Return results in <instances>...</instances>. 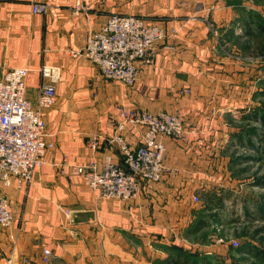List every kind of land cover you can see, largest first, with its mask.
<instances>
[{
    "label": "crops",
    "instance_id": "obj_1",
    "mask_svg": "<svg viewBox=\"0 0 264 264\" xmlns=\"http://www.w3.org/2000/svg\"><path fill=\"white\" fill-rule=\"evenodd\" d=\"M36 2L48 12L34 15ZM79 3L91 12H75ZM258 8L254 0H0V78L30 69L26 95L36 106L40 70L61 71L57 104L44 112L54 148L31 183L2 190L15 222L0 227V264H43L44 249L52 252L50 264H146L138 252L183 243L198 219L194 201L231 185L225 144L232 116L264 93L239 59L222 53L230 23H248L244 13ZM115 13L141 16L166 33L133 87L103 78L75 56ZM122 107L179 113L186 121L182 138H162L163 180L143 185L130 203L105 200L62 171L65 163L102 169L107 157L122 163L112 143ZM126 136L133 147L140 144L136 128Z\"/></svg>",
    "mask_w": 264,
    "mask_h": 264
},
{
    "label": "built area",
    "instance_id": "obj_2",
    "mask_svg": "<svg viewBox=\"0 0 264 264\" xmlns=\"http://www.w3.org/2000/svg\"><path fill=\"white\" fill-rule=\"evenodd\" d=\"M221 3L223 0H214ZM91 5H78L77 10L91 11ZM49 6L34 3L32 13L46 14ZM166 37L165 30L137 15L112 14L105 25L92 31L86 45L75 56L96 66L102 77L133 87L140 66L150 64L156 45ZM28 68H14L0 78V226L10 228L14 218L9 201L2 190L14 185L31 183L34 172L46 161L54 142L49 141L44 112L57 104V83L61 71L57 67L40 70L42 82L36 106L26 95ZM122 120L112 138L122 156V163L107 157L103 169L96 163L64 164L62 171L80 176L92 190L103 198L133 202L143 185L159 183L166 171L167 146L162 138L177 140L185 134V117L179 113L139 109H120ZM130 128L141 133L137 147L127 139ZM52 252L44 249L42 263L50 264Z\"/></svg>",
    "mask_w": 264,
    "mask_h": 264
},
{
    "label": "rangeland",
    "instance_id": "obj_3",
    "mask_svg": "<svg viewBox=\"0 0 264 264\" xmlns=\"http://www.w3.org/2000/svg\"><path fill=\"white\" fill-rule=\"evenodd\" d=\"M254 2L258 11L244 13L249 17L248 23H230L222 53L239 59L236 61L242 62L241 67L252 80L264 85V0ZM80 4L74 11L89 13L90 10H77ZM255 101L252 108L231 115L232 133L225 144L231 185L211 190L212 201H207L204 195L194 201L199 204L196 225L186 231L185 241L179 245L187 255H194L189 264H264V93H259ZM92 191H98L102 197L99 190ZM201 219L205 224L197 226ZM171 245L152 247L143 255L138 252L137 257L145 258L146 264H170L165 259L176 254L168 251ZM240 250L248 252L240 254Z\"/></svg>",
    "mask_w": 264,
    "mask_h": 264
},
{
    "label": "trees",
    "instance_id": "obj_4",
    "mask_svg": "<svg viewBox=\"0 0 264 264\" xmlns=\"http://www.w3.org/2000/svg\"><path fill=\"white\" fill-rule=\"evenodd\" d=\"M262 122H264V118L262 119ZM214 194H212L211 192L208 193H204V196L206 197L207 201H212V197ZM205 224V222L203 221V219H201L198 222L197 226H203ZM196 225V224H195ZM167 248V247H166ZM168 251L172 252H176V254L173 256H169L166 260V263H170V264H189L192 262L194 255L193 256H189L187 255V251L182 249V247H180L179 245L173 244L171 246L168 247ZM240 254H243L245 252H248L247 250H240L239 251ZM169 253V254H171Z\"/></svg>",
    "mask_w": 264,
    "mask_h": 264
}]
</instances>
